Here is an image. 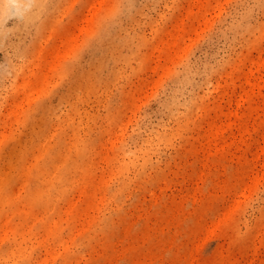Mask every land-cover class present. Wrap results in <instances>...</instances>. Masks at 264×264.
Returning <instances> with one entry per match:
<instances>
[{
  "label": "rangeland",
  "instance_id": "rangeland-1",
  "mask_svg": "<svg viewBox=\"0 0 264 264\" xmlns=\"http://www.w3.org/2000/svg\"><path fill=\"white\" fill-rule=\"evenodd\" d=\"M50 1L0 26V264H264V0Z\"/></svg>",
  "mask_w": 264,
  "mask_h": 264
},
{
  "label": "bare ground",
  "instance_id": "bare-ground-1",
  "mask_svg": "<svg viewBox=\"0 0 264 264\" xmlns=\"http://www.w3.org/2000/svg\"><path fill=\"white\" fill-rule=\"evenodd\" d=\"M50 2V0H0V26L10 13L17 14L19 22H34L46 13ZM262 65L264 66V63ZM51 187H53L52 183L47 184L45 193L33 196V201L44 200L43 197L50 191ZM22 214L24 215L23 211Z\"/></svg>",
  "mask_w": 264,
  "mask_h": 264
}]
</instances>
